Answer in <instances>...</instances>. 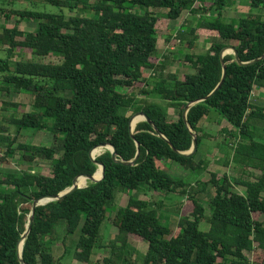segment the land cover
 Masks as SVG:
<instances>
[{"label": "trees", "instance_id": "1", "mask_svg": "<svg viewBox=\"0 0 264 264\" xmlns=\"http://www.w3.org/2000/svg\"><path fill=\"white\" fill-rule=\"evenodd\" d=\"M199 1L201 5H197ZM6 3L15 5L16 0H2L0 5ZM46 3L66 7L72 14L13 7L5 15L7 19L18 16L16 23L0 27V51L6 54L0 57V93L24 92L33 97L26 110L21 103L2 101L0 163H11L18 150L23 162L52 161L49 174L30 169L0 171V264H22L18 244L33 201L71 187L79 175L94 174L98 165L90 152L101 144H111L117 157L125 161L140 152L136 163L117 162L110 150L97 156L105 165V177L60 200L39 205L23 246L27 264H63L62 257L54 254V246L57 225L65 221L63 244L73 240L75 260L95 264V249L103 247L102 226L118 192L190 193L192 184L172 175L167 161L178 162L193 173L206 170L208 160H197L203 141L211 137L202 128L205 119L221 125L222 119L229 121L220 133L240 138L231 148L233 161L245 170L254 168L261 173L254 180H232L227 173L219 177L212 172L209 181H198L199 188L191 191V214L182 215L175 228L162 222L159 203L131 195L125 206H115L111 221L117 233L103 264H252L249 251L259 256L254 264H264V219L254 217L255 213L264 216V105L252 101L256 88H264V58L241 65L234 54H226V78L211 94L223 78L221 53L226 46H234L245 62L264 55V0H250V7L260 12H249L231 22L224 21L222 14L228 0ZM184 11L200 15L190 34L194 38L210 34L212 41L204 51L187 53L191 69L181 76L166 73L169 56L159 57L160 37L172 41L176 35L174 29L159 28L158 22L178 20ZM27 18L36 20L34 31L20 28L21 20ZM185 36L180 29L177 39L182 41ZM194 38L186 42L189 49ZM140 94L178 107V118H170L165 105L140 99ZM205 97L187 114L198 136V150L193 155L180 154L193 145L184 110L190 102ZM137 112L146 113L166 138L146 120L137 123L132 137L130 120ZM29 128L47 129L53 134V144L20 142L21 132ZM210 185L215 193L210 196L211 215L207 216L198 196ZM235 185L244 186L245 193L235 190ZM204 220L210 224L207 231L201 228ZM77 232L80 236L75 239ZM137 237L148 243L146 253L132 245Z\"/></svg>", "mask_w": 264, "mask_h": 264}, {"label": "rangeland", "instance_id": "2", "mask_svg": "<svg viewBox=\"0 0 264 264\" xmlns=\"http://www.w3.org/2000/svg\"><path fill=\"white\" fill-rule=\"evenodd\" d=\"M97 0H89L90 3H94ZM211 1V0H208ZM250 0H228V3L223 9L224 21L231 22L234 19H238L249 12H260L258 9H252L249 5ZM202 1L197 2V5H201ZM203 5V4H202ZM17 8H36L40 10H45L52 13H61L65 11L67 16L72 14L66 7H58L50 3H46V0H16L15 5L1 4L0 5V27L4 25L13 26L18 16H12L11 19H7L5 12L10 11V9ZM2 8H4L2 10ZM212 15H217L215 11H209ZM200 15H193L190 11H184L182 16L175 21L170 20H161L158 22V27L162 29H174L175 37L172 41H167L165 37H160L159 39V57L163 60L166 55L169 56V63L166 70V73L172 72L179 75H183L191 69V63L186 60L187 53H198L204 51L210 46L212 41V36L210 34L201 35V38H194L190 34V29L199 24ZM37 27L36 20L33 19H22L20 23V28L26 32L34 31ZM185 30L186 36L182 41L177 39V34L179 30ZM194 38L195 44L192 49H189L186 45L188 39ZM0 47H2L0 45ZM227 54H233V50H228ZM6 54L3 51H0V57H5ZM16 58H19L18 56ZM159 58V59H160ZM146 72L150 73V70ZM140 85V84H139ZM145 84H143L144 86ZM140 99H147L148 101H156L165 105L168 109L170 118H178L179 110L178 107L170 106L166 101L162 100L159 97H150L145 96L144 94L139 95ZM9 100L24 105L22 109L31 108L33 102V97L28 93H0V109L2 107V101ZM252 101L257 105H264V88H256V91L253 94ZM14 110V109H13ZM217 117L219 115L217 114ZM143 121V120H141ZM3 123L2 114L0 111V127ZM222 125L217 124L211 120L205 119L202 122V128L211 135L205 139L200 146V152L197 156V160L201 158L208 160V165L206 170L202 171L200 174L193 173L190 170L185 169L181 164L175 161H167V166L170 167V173L176 177L183 178L188 180L192 186L189 187L191 191L195 192L198 187V181H209L211 178L212 172L217 173L219 177L224 176L226 173L230 175L232 180L235 178H241L246 180H254L261 173L260 170L249 168L245 170L244 165L236 163L233 161V156L231 154V148L235 147L240 140L239 137H232L229 134L220 133L221 127L225 124L230 125V122L226 119H222ZM12 127V132H15V126ZM136 128V126H135ZM238 132V131H237ZM227 139V140H226ZM264 140V139H263ZM20 142H27L31 144H43L51 146L53 144V134L49 133L47 129L36 130L33 128L24 129L20 136ZM101 148L100 153L97 156L105 153L109 148L107 146H99ZM103 148V149H102ZM96 156V157H97ZM22 152L17 151L16 154L10 158L11 163H0L1 172H14L18 173L23 169H30L32 171L43 172L49 174L52 168V161L37 159L34 162H23ZM228 161V163H227ZM88 180V184H89ZM235 190L245 193L246 188L241 185H235ZM190 193L182 194L180 190L176 192H118L115 205L111 208L109 213V218L104 222L102 226V234L104 239H102L103 247L95 249L93 260L95 264H103L104 258L110 255L109 243L113 239L114 235L117 233V229L113 226L111 219L114 215L115 206H125L128 203V200L131 195H138L141 198L147 199L152 203H159L156 206L159 209V212L162 214V222H168L172 227H176L179 218L182 215H189L193 209V203L190 198ZM215 193V188L210 185L206 190L200 192L199 198L201 202L206 207L207 216L211 215L209 201L210 196ZM255 219H264V216L259 213L254 214ZM203 230H209L210 224L207 220H204L201 224ZM58 231V243L54 246V254L58 257H62L63 264H79L74 258L75 248H73L74 242L66 241V244H63V237L66 233V223L65 221L60 222L57 225ZM80 236V232H77L73 235V238L77 239ZM135 237V236H132ZM132 245L137 248L141 253H146L148 251V243L146 241H140L139 238H133ZM248 257L252 261V264L256 263V260H259V256L255 251L247 252Z\"/></svg>", "mask_w": 264, "mask_h": 264}, {"label": "water", "instance_id": "3", "mask_svg": "<svg viewBox=\"0 0 264 264\" xmlns=\"http://www.w3.org/2000/svg\"><path fill=\"white\" fill-rule=\"evenodd\" d=\"M228 50H233V54L235 55V61H237L239 64L241 65H248V64H252L262 58H264V55L259 57V58H256L252 61H248V62H245V61H242L241 58H240V55H239V52L238 50L234 47V46H226L223 50H222V53H221V59H222V63H223V78H222V81L219 83V85L216 87V89L211 93L213 94L220 86L221 84L223 83V81L225 80L226 78V75H227V66H226V63L224 61V57L225 55L227 54V51ZM207 97L203 98V99H200V100H197V101H193V102H190L185 110H184V113H183V117H184V120L186 121V123L188 124V126L190 127V124L188 122V118H187V114L190 110V108L202 101V100H205ZM136 116H141L143 119L142 120H146L148 122H150L151 124H153V126L155 127V129L158 131V133L166 138L161 132L160 130L156 127V125L154 124V122L149 118V116L144 113V112H137L135 113L131 120H130V129H131V134H132V137L135 138V135H134V130H135V127L133 126L132 124V121L133 119L136 117ZM141 121V120H140ZM139 121V122H140ZM190 130L192 131L193 133V145L191 147L190 150L188 151H179L180 154H183V155H193L197 152L198 150V136L197 134L191 129L190 127ZM99 146H107L109 148V150L112 152L113 154V158L117 161V162H120V163H124V164H128V165H133L136 163L138 157H139V154L140 152L137 153V156L135 157V159L131 160V161H125L123 159H119L117 157V149L114 145H111V144H101ZM99 146H96L92 149V151L90 152V156L91 158L95 161V163H97V165H101L102 167V176L99 178L97 177V172H98V169L96 170V172L94 174H83V175H79L75 178L74 180V183L71 187H68L66 188L65 190L61 191L60 193H57V194H54V195H44V196H41L40 198L36 199L33 201V205H32V210H31V213L28 217V223H27V228H26V231L25 233L22 235L20 241H19V244H18V254H19V257H20V260L22 262V264H27L25 262V260L23 259V246H24V243H25V240L27 239L31 229H32V226H33V223H34V220H35V212H36V208L39 206V205H44L48 202H51V201H57V200H60L62 198H64L65 196L73 193L75 190H77L78 188H82V187H86V186H82L79 184L78 182V179L82 176L86 177L90 182H98L100 180H102L104 177H105V165L101 162H99L96 157L93 155V150L96 149L97 147ZM138 147H140V144L138 143ZM175 149V148H174ZM176 150V149H175ZM22 245V247H21Z\"/></svg>", "mask_w": 264, "mask_h": 264}, {"label": "bare ground", "instance_id": "4", "mask_svg": "<svg viewBox=\"0 0 264 264\" xmlns=\"http://www.w3.org/2000/svg\"><path fill=\"white\" fill-rule=\"evenodd\" d=\"M143 118L141 117V116H136L134 119H133V121H132V124H133V126L135 127L136 125H137V123L140 121V120H142ZM99 149H101V148H96L94 151H93V155L96 157L99 153H97L96 154V152H97V150H99ZM103 149V148H102ZM102 176V167H101V165H98V172H97V177H101ZM79 182V184L80 185H82V186H86V185H88V179L87 178H85V179H81V180H79L78 181ZM21 247H22V245H21Z\"/></svg>", "mask_w": 264, "mask_h": 264}, {"label": "built area", "instance_id": "5", "mask_svg": "<svg viewBox=\"0 0 264 264\" xmlns=\"http://www.w3.org/2000/svg\"><path fill=\"white\" fill-rule=\"evenodd\" d=\"M2 0H0V2H1Z\"/></svg>", "mask_w": 264, "mask_h": 264}]
</instances>
